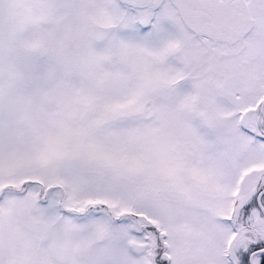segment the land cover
Masks as SVG:
<instances>
[{
	"label": "snow or ice",
	"instance_id": "obj_1",
	"mask_svg": "<svg viewBox=\"0 0 264 264\" xmlns=\"http://www.w3.org/2000/svg\"><path fill=\"white\" fill-rule=\"evenodd\" d=\"M0 264H264V0H0Z\"/></svg>",
	"mask_w": 264,
	"mask_h": 264
}]
</instances>
